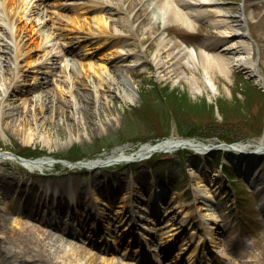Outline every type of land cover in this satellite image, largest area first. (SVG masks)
Segmentation results:
<instances>
[{
  "label": "rangeland",
  "instance_id": "374dc122",
  "mask_svg": "<svg viewBox=\"0 0 264 264\" xmlns=\"http://www.w3.org/2000/svg\"><path fill=\"white\" fill-rule=\"evenodd\" d=\"M49 1L47 4L46 0H19V3L27 7L22 20L33 23L40 34L38 46L31 45L29 54L32 56L29 61L19 56V38L11 36L12 26L5 21L0 6V41L4 40L13 49L15 47L14 52L0 51V152L10 153L22 146H35L46 151L48 156L44 158L51 159L35 170L27 169L12 157L0 160L1 248L10 253H21L30 246L23 254L32 257L29 259L25 256L29 260L26 264H63V258L58 253L56 257H49L50 259L41 257V251L47 253L44 240L23 226L24 220L8 212L11 193L24 189L23 203L27 205V210L38 207L37 210L41 211L42 207L49 209L58 205L57 208L73 210L77 216L82 217L86 214V202L94 201L96 211L101 213L99 223L109 236H118L121 232L117 225L121 227L123 220L118 221L116 211H124L127 206L133 208L134 222H137L134 229L143 233L141 225H147L146 231L150 234L154 232L151 236L145 232L143 234L148 252L159 264H171L167 260L170 256L174 260L178 257V264H189L193 260V257L187 258L188 251L192 249L191 244L193 245V229L189 221L210 234L208 248L213 257V253L216 254L219 264H264V218L258 209L264 199V184L260 191H255L247 184L237 181L241 198L233 196L228 190V182L211 165L218 151L205 155L204 161H208L203 165L205 177L201 174L199 156L193 150L184 148L158 153L160 158L174 156L183 160L186 157L182 162L183 166L172 168L169 163L160 166L157 178L164 180L159 183L160 186L155 183L156 177L152 178V168L143 165V160L87 170L77 167L70 169L62 162L55 161L59 159L53 156L66 153L71 147L85 149L95 140L116 139V133L126 118L132 116L133 107L140 103L138 89H142L143 82L148 80L176 87L188 93L192 100L203 98L207 103L214 104V121H223L228 134L235 133L246 139L244 143L255 147L262 134L256 137L252 135L253 131L259 122L264 126V92L262 91V95L258 92L249 94L240 109L227 115L225 113L224 117L216 105L218 98L235 101L236 97L239 99L238 104H241L243 94L236 90L237 81L243 76L252 80L250 74L240 69L242 67L230 71L227 76L215 71L213 79L216 90L213 92L207 89L198 91L188 83V77L192 73L202 76L200 66L191 69L183 65L178 78L164 77L156 71L154 52L162 44V39H179L186 44H193L198 51V44L204 38H212L219 33L210 23V17L198 18L193 26L195 32L187 31L172 21L162 23L157 6L145 1V11L141 12L139 19L146 14L150 17L151 24L143 34L129 35L133 30L137 33L139 23L134 20L135 14L131 8H127L124 0H113L117 2L120 11H108L111 19L104 31H100L90 17H80L76 25L70 23L69 17L77 19L70 7L79 4L78 0H61L65 5L62 8L51 4L53 0ZM217 1L222 4L230 23L236 24L237 9L243 0ZM250 8L252 14L246 26L247 40L251 43V57L264 76V8L260 9L259 5ZM22 34L25 35L26 32ZM117 35L127 37L128 41H133L136 37V42L131 45L139 48L138 56L141 57L140 60L144 59L141 63H135L136 55L128 54L120 62L121 67L112 63L108 66L106 60L108 57L112 58L110 54L103 56L97 52L96 47L85 46V42L91 38ZM26 41L30 43L28 39ZM131 45L120 46L118 51L123 54ZM219 49L218 46L215 51ZM5 56L8 57L4 59ZM98 64L105 66L100 76L91 69L98 67ZM77 74L82 85L71 81ZM100 80L109 85L108 91L105 92L98 84ZM137 131L124 137L128 141L111 148L109 152H100L99 157L112 152L125 155L133 151L135 144L131 139H135ZM140 137L142 136L139 135L138 138ZM199 141L204 144L216 142L214 138ZM224 161L232 164L237 161L245 162L234 156ZM165 172L171 173V176L164 178ZM177 184L180 185L179 188H175ZM156 190L160 193L159 196ZM124 194L126 198L122 200L121 196ZM34 218H38V215H34ZM82 219L87 225L95 224L92 218ZM12 221L16 222L15 227ZM159 239L170 249L168 254L162 251L158 254L155 251L156 248L151 243ZM170 241L171 245L168 244ZM121 245L124 243L119 244L118 251ZM161 253L168 257L162 258ZM10 262L16 263L13 259Z\"/></svg>",
  "mask_w": 264,
  "mask_h": 264
},
{
  "label": "bare ground",
  "instance_id": "6f19581e",
  "mask_svg": "<svg viewBox=\"0 0 264 264\" xmlns=\"http://www.w3.org/2000/svg\"><path fill=\"white\" fill-rule=\"evenodd\" d=\"M46 1L47 4L50 2L49 0ZM124 1L126 2L127 8H131L133 10V13L135 14L134 20L136 21V23H139L136 29L137 33L133 30V32H130L129 35L143 34V32L148 30L149 25L151 24V19L150 17L148 18L146 14L145 16H143V18L139 19V17L141 16V12L144 13L145 11V1L146 3L153 2L157 6L162 23H164L165 21H175L180 22L182 25L189 28L192 27V23L196 20L198 16L202 15L203 13H207L208 15H211V21L213 26L221 32V35L218 36L215 40L207 38L203 41L200 46L198 57L196 53L192 52L191 50L189 51V49H187L182 43H178L174 40H166L164 42L162 39V44L159 45L154 52L155 68H157L156 71L157 73H159V75L164 77L178 78L180 75V68L183 65H187L188 68H196L200 66L202 76L199 77L196 74L192 73V75L188 77V83L193 89H197L198 91H201L202 89H207L213 92L216 90V84L213 79L215 76V71L218 72L220 75L227 76L228 73L234 67L240 66L243 67L249 74H252L254 76V79L258 83L264 86V76L259 72L257 64L251 57V45L246 39L247 32L245 28L247 21L251 16V12L249 11L250 7L257 5L264 7V0H243L241 7L237 11L238 15L236 26H233L229 23L227 17L223 14V8L221 4L215 0ZM78 3L79 4L71 5L70 7L71 13L74 16H77V19H75L74 17L73 19L72 17L70 19L69 17L70 23L76 25L80 17H84L85 19L90 17L91 20H94L96 22L99 28L97 26L96 27L100 29V31L107 30L108 28L109 21L111 19V15L108 11H114V13H118L120 11V7L118 6V4H116L117 2H114L113 0H78ZM51 4L57 5L58 8H62L65 6L61 0H53ZM0 6L1 11L4 12L5 21L7 20L12 26V29L10 30L11 36H16L19 38V56L21 55L23 58H25L26 61H29L30 56H32L31 54H29V52L32 50L31 45L38 44L40 34L33 27V23L29 21L25 22V19L22 20V15L24 14L25 8L27 7H24L21 2L19 3V0H0ZM134 7L136 8L134 9ZM131 21H133V16ZM23 32H26V34L23 35ZM126 38L127 37L122 35H117L111 38L105 36H98L96 38H91L87 40L85 42V46L96 47V50L98 49L97 52L103 54V56L110 54L112 58L110 59L108 57L106 60L108 66L110 65V63H112L117 65V67H121L120 62L124 61L125 56L128 54L136 55L134 56L135 63H141L144 59L140 60L141 57L138 56L139 48L133 47V43L137 40L136 37L133 41H128ZM26 39H28L30 43H28ZM222 44H224V46L220 52H212V46L215 47L216 45L220 46ZM126 45L131 46L125 49V52L123 54L121 51H118V47ZM14 49L13 46L9 47L7 42H5L4 40L0 41V51L10 53L14 52ZM226 54L227 56H225ZM6 57L8 56H5L4 59ZM98 65V67H94L91 69H93L95 73L100 76L102 74L103 69H105V66L103 64ZM71 81L74 83L79 82V84L82 85L78 74L74 75ZM39 82L42 81L39 80ZM98 84L101 85L105 92L109 90V85L106 82L100 80L98 81ZM259 140L260 142L257 145L256 149L264 151V133ZM235 147L238 150L245 149L243 146L240 145H235ZM179 148H189L203 155L204 151L207 149V145H204L201 142L191 138L169 137L152 144L144 143L140 145V147L136 149V151L128 155H124L123 153L118 152L113 153V155L107 156L105 158L106 160L102 158H97L94 160H88L78 163L76 165L69 166L70 168L82 166L86 168H93L98 165L101 166L104 164H112L124 160H130L135 158L140 159L154 152L171 151ZM5 158V154H0V160H3ZM14 159L30 170L40 168L42 165L51 160L47 159V157H40L33 160H19L17 158ZM200 163L203 164L202 162ZM203 174L204 173H202V175ZM203 177L205 176L203 175ZM6 187V190H9L8 184L6 185ZM18 194H21V197H24L22 196L24 194V190H18L17 197H19ZM207 195H209V193ZM125 198V194L121 196L122 200H124ZM16 205V203L11 202V204H9L8 206V209L12 210V212H17V207L19 206L16 207ZM22 210L23 209L20 208L18 212L22 213ZM116 212V217H118L119 222H122V220L125 219H133L131 215V219L130 217H126L121 209H118ZM23 213H25V216L17 215L18 217H16L18 219L24 220L25 223L23 224V226L28 227L32 232L36 233L39 238L44 237L43 235H46V238H48V242L46 241L47 253L44 251L40 252L41 257H44L45 259H50L49 257H56L58 253V256L63 258V264H138L135 260H130L127 262L118 255L119 253L105 250L106 248L104 249V247H108V243H113L114 247H117L120 243V240H122V237L125 238L126 241V244L123 246V254L124 252L126 253L128 251L132 241H135L137 245L141 244V239L136 238L137 236H135L132 232H130V230H128L130 227L128 226V222L122 224V230L121 228H119V230H121V234H119L121 237L109 236L107 239L103 237L98 243H96V241L92 242L93 244H100V246L104 249V252H100V249H97L90 245H86L84 241L72 236L74 234L70 232H66L64 235H62L61 233L52 229L51 227H49V224L44 223L46 222V220H44V216L41 217L42 220L40 221L32 219L30 212ZM184 213L186 214V212ZM208 215L212 214L208 213ZM132 223L133 222H131V224L129 225H132ZM188 223L191 224V228L193 229L191 237H193L192 242H194L192 245V249L190 250V252L188 251L187 258L190 259L191 257H193V260H190L191 262L189 261V264H219L218 258L216 259V254L213 253V255H215L213 257L212 253H210L208 248V242L210 243L211 241L210 234L194 226L192 224V221L191 223L190 221ZM12 225L13 227H15L16 222L12 221ZM164 245L166 244H163L162 246ZM29 249L30 246H28L21 253L19 251H13L10 253L4 248H1L0 246V264H12L10 262L12 259L16 262L15 264L28 263L27 261L29 260L25 259V256H28L29 259H32L31 255L23 254H25ZM138 249V247H134L133 250L138 252ZM207 251H209L208 257L206 256ZM198 261L199 263H197Z\"/></svg>",
  "mask_w": 264,
  "mask_h": 264
},
{
  "label": "trees",
  "instance_id": "16d2710c",
  "mask_svg": "<svg viewBox=\"0 0 264 264\" xmlns=\"http://www.w3.org/2000/svg\"><path fill=\"white\" fill-rule=\"evenodd\" d=\"M254 92H258L256 86L250 82H246L243 92L244 98L246 99L241 101L240 105L238 104V99L235 101H226V103L223 99H219L217 105L222 116L224 117L228 113L240 109V106L246 103L248 95ZM141 99L139 106L134 109L132 119H135L139 126L142 127L141 134L145 136V140L168 135L172 122H174L178 134L183 136H217L225 141L240 139V136L235 133L228 134L225 131L224 124L212 120L214 119L212 115L214 106L207 103L203 98L192 100L188 94L180 91L178 88H171L168 85L156 87L154 84L152 88L144 87L141 90ZM132 121L131 116L128 117L125 126L118 131L117 136L126 133L130 129L128 127L132 124ZM116 140L106 139L103 142L97 140L92 143L91 148L87 149H82L77 146L71 147L64 154V157L77 159L87 156L88 153H94L103 147L111 146ZM23 149L26 150V153H23V151H20V153L24 155H36L40 153L28 147Z\"/></svg>",
  "mask_w": 264,
  "mask_h": 264
}]
</instances>
